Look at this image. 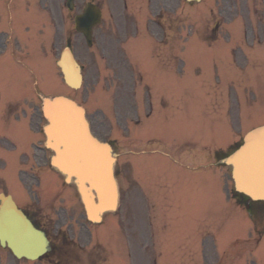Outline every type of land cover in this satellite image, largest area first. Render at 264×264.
Masks as SVG:
<instances>
[{
    "label": "rangeland",
    "instance_id": "374dc122",
    "mask_svg": "<svg viewBox=\"0 0 264 264\" xmlns=\"http://www.w3.org/2000/svg\"><path fill=\"white\" fill-rule=\"evenodd\" d=\"M16 1H19L17 8L12 10L15 3L8 6L7 0H0V191L4 189L19 206L38 203L43 218L49 223L48 228L67 231L80 246L95 247L101 240L114 246L115 259L109 264H130L132 235L140 233L145 226L130 224V212L124 207L115 215H105L101 224L90 225L81 216L76 192L71 188L66 193L69 203L77 208L78 214L73 216L71 208L62 202L66 185L60 177L58 181L53 171L43 173L49 171L46 170L49 152L33 148L35 143L43 146L40 133L45 122L39 113V98L63 94L86 104L89 95L85 74L91 79L103 77L94 66L100 67L101 63L96 47L88 50L73 27L74 16L81 12L86 0H74L72 12L66 9L64 0ZM185 6V19H170L171 32H180L181 26L185 27L187 56L183 76L178 79L170 75L164 82L167 119L164 128L159 124V128L138 129L162 140L171 156L167 162L161 156L149 159L148 168L158 175H161L163 162L170 185L168 214L162 216L161 210L151 212V232L142 231L141 239H137L145 253L141 260L149 264L153 261L155 264H214L226 256V248L231 243L254 239L252 221L243 209L235 206L237 201L231 199L232 205L227 198V184L230 194L233 190L230 169L220 161L239 143L246 130L264 125V0H229L227 8L216 0H201L198 5L186 2ZM216 24L219 40L214 42L210 37L215 33ZM200 30L203 34L198 33ZM203 35L208 48L224 55H211L217 52L203 48ZM192 37L195 38L188 44ZM245 37L249 40L245 41ZM241 42L249 45V49L243 48ZM67 45L72 46L85 70L84 83L79 90L66 87L54 66ZM188 46L193 48L188 50ZM213 63L224 69V77L234 87L223 84L213 88ZM217 71L219 73V69ZM122 76L134 82L131 72L122 71ZM156 79L160 80L161 76ZM126 90L134 92L132 87ZM117 95L118 110L129 111L125 100L120 99L121 94ZM151 149L161 152L158 147ZM36 169L34 177L32 173ZM40 172L47 184L44 192L43 188L36 189ZM140 181L137 199L141 198L140 192L147 193L146 180ZM59 182L61 186L55 198L54 190ZM128 188V184L123 187L125 198ZM54 198L52 203L48 202ZM257 206L264 207H251ZM146 215L147 212L141 214V219ZM88 229L92 238L88 236ZM99 233L101 240L94 236ZM106 252L110 255L108 250ZM258 256H264V235ZM133 264L143 263L138 259Z\"/></svg>",
    "mask_w": 264,
    "mask_h": 264
},
{
    "label": "water",
    "instance_id": "95a60500",
    "mask_svg": "<svg viewBox=\"0 0 264 264\" xmlns=\"http://www.w3.org/2000/svg\"><path fill=\"white\" fill-rule=\"evenodd\" d=\"M67 1L71 8L72 0ZM97 20L98 14L87 7L84 14L76 18V29L88 37L90 26ZM64 53L60 66L65 80L77 87L78 68L69 51ZM43 116L47 121L43 129L46 147L54 154L51 165L63 173L67 181L73 179L87 219L100 222L104 212L115 211L117 206L110 148L91 136L82 109L66 98L44 99ZM225 163L232 167L237 191L252 200H264V127L250 132L240 149ZM0 203V244H7L16 257L34 260L44 255L49 250L45 234L33 228L9 197L0 195Z\"/></svg>",
    "mask_w": 264,
    "mask_h": 264
},
{
    "label": "flooded vegetation",
    "instance_id": "af4514ba",
    "mask_svg": "<svg viewBox=\"0 0 264 264\" xmlns=\"http://www.w3.org/2000/svg\"><path fill=\"white\" fill-rule=\"evenodd\" d=\"M175 1L177 2V7H179L184 0ZM172 2L173 0H117V15L116 17H110V19H117V23L112 21L108 22V18L105 15V9L110 7L111 0H103L99 3L102 11V19H106L104 22H107L108 29L116 30L113 32V39L117 43V63L115 64L117 71L122 68L130 71H139L145 67L146 70L155 76L162 75L167 69L169 70L171 61H173V64L177 62V67L181 66L178 62L180 61L178 54L183 52L184 39L179 33H170L169 31V18H172L169 12ZM154 14L157 16V19L154 18ZM177 19L180 18L177 17ZM107 34L106 31H99L97 36L95 35V42H97V39L101 41V45L103 46L102 52L108 49L105 46V43H107L105 39ZM170 40H172V43ZM128 55L136 58L135 63L129 65L121 64L122 58L126 61ZM117 83L120 82L117 80ZM149 109L148 117L152 113L151 103H149ZM136 124H139V121ZM107 140L112 142L114 150L117 153V138H111L108 135ZM150 141L148 140L147 144ZM133 156L141 155L139 153H133ZM115 171L120 187L124 177L128 176V167H120L116 164ZM162 189L167 190L164 182H162ZM124 198L125 195H123L122 203L121 193V206L128 213V202ZM166 200V197H164L163 203ZM29 218L35 222L30 214Z\"/></svg>",
    "mask_w": 264,
    "mask_h": 264
},
{
    "label": "trees",
    "instance_id": "16d2710c",
    "mask_svg": "<svg viewBox=\"0 0 264 264\" xmlns=\"http://www.w3.org/2000/svg\"><path fill=\"white\" fill-rule=\"evenodd\" d=\"M238 196V195H237ZM239 200L242 201L245 204V207L249 210L250 208V203L248 199H246L245 197L239 196Z\"/></svg>",
    "mask_w": 264,
    "mask_h": 264
}]
</instances>
